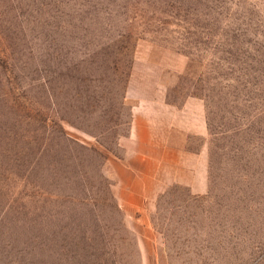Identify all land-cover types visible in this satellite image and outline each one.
<instances>
[{
    "label": "rangeland",
    "instance_id": "1",
    "mask_svg": "<svg viewBox=\"0 0 264 264\" xmlns=\"http://www.w3.org/2000/svg\"><path fill=\"white\" fill-rule=\"evenodd\" d=\"M158 83L202 100L208 189L127 219L108 162ZM152 240L264 264V0H0V264H151Z\"/></svg>",
    "mask_w": 264,
    "mask_h": 264
},
{
    "label": "crops",
    "instance_id": "2",
    "mask_svg": "<svg viewBox=\"0 0 264 264\" xmlns=\"http://www.w3.org/2000/svg\"><path fill=\"white\" fill-rule=\"evenodd\" d=\"M165 92L158 83L151 99H134L128 133L118 140L123 154L108 162L115 197L120 206L131 209L127 219L149 218L145 216L157 197L170 186H181L194 195L208 189L207 122L202 100L188 97L176 105L166 100ZM190 138L198 139L196 148L188 147ZM152 242L151 264H163V245Z\"/></svg>",
    "mask_w": 264,
    "mask_h": 264
}]
</instances>
